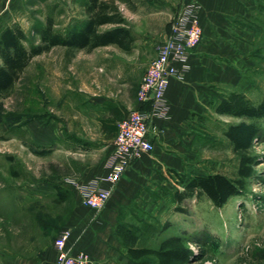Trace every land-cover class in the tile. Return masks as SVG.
<instances>
[{"label": "rangeland", "instance_id": "1", "mask_svg": "<svg viewBox=\"0 0 264 264\" xmlns=\"http://www.w3.org/2000/svg\"><path fill=\"white\" fill-rule=\"evenodd\" d=\"M112 1L132 36L129 49L117 44L90 50L53 46L34 56L15 85L0 96V257L37 254L64 227L76 205L73 180L81 168L77 160L95 161L103 152L77 148V101L87 98L81 93L91 87L108 95L118 89L120 94L134 93L156 45L169 34L186 3ZM85 2L0 0V32L20 25L29 47L40 42L48 17L60 32L85 21ZM115 26L105 24L99 30ZM258 47L252 68L242 71L239 91L253 104L264 102V27ZM224 117L211 119L209 134L198 140L202 162L190 172L174 173L160 187L156 213L129 205L125 225L135 237L130 245L157 247L163 239L180 235L192 252L187 264H264V117ZM241 121H255L262 128L247 150L255 163L244 191L222 206L205 195L174 200L176 190L193 175L220 172L238 177L240 158L225 131ZM140 262L157 264L153 256Z\"/></svg>", "mask_w": 264, "mask_h": 264}, {"label": "crops", "instance_id": "2", "mask_svg": "<svg viewBox=\"0 0 264 264\" xmlns=\"http://www.w3.org/2000/svg\"><path fill=\"white\" fill-rule=\"evenodd\" d=\"M195 1L201 5L203 39L191 51L186 65L176 62L182 72L171 77L165 93L168 115L151 120L153 150L128 167L103 209L83 205L80 192L75 191L76 205L64 225L70 229L66 245L74 253L86 251L88 264L143 263L129 256L116 232L119 225L128 223L125 215L129 205L156 213L161 204L160 187L170 182L174 173L190 172L202 162L201 142L209 134L210 120L225 118L218 110L220 101L241 90L242 71L252 68L251 59L258 51L264 27V0ZM138 86L130 95L120 94L122 89L108 95L94 87L86 89L87 94L81 93L87 98L77 101V148L103 152L95 161L77 160L81 166L73 180L77 185L96 182L99 187H110L105 179L107 160L118 123L139 106ZM54 239L37 254L1 256L0 264H56Z\"/></svg>", "mask_w": 264, "mask_h": 264}, {"label": "trees", "instance_id": "3", "mask_svg": "<svg viewBox=\"0 0 264 264\" xmlns=\"http://www.w3.org/2000/svg\"><path fill=\"white\" fill-rule=\"evenodd\" d=\"M85 13L87 18L77 23L65 32L56 31L52 17H48L40 29V42L25 44L26 34L18 25L6 26L0 32V96L11 89L20 79L21 74L32 58L53 46L62 45L68 48L94 49L98 46L117 44L129 49L132 36L125 27V19L112 0H86ZM105 24H116L115 27L100 31ZM220 113H227L246 119L263 118L264 102L253 104L241 92H231L219 103ZM262 128L255 121H241L229 125L225 134L233 144L234 151L239 155L240 163L238 177L233 179L226 174L215 172L206 175H193L184 183L182 190H176L174 200L183 201L195 195H205L216 206H222L230 197L242 193L245 189V179L253 174L255 158L247 153L254 138ZM132 229L127 225H119L117 234L122 239L129 256L142 260L153 256L157 264H187L190 261L191 249L186 245V239L180 235H172L163 239L157 247L133 246L129 243L135 240Z\"/></svg>", "mask_w": 264, "mask_h": 264}, {"label": "built area", "instance_id": "4", "mask_svg": "<svg viewBox=\"0 0 264 264\" xmlns=\"http://www.w3.org/2000/svg\"><path fill=\"white\" fill-rule=\"evenodd\" d=\"M201 5L197 1L186 2L173 20L169 34L155 48V55L149 60L140 78L137 100L139 106L129 110L118 123L114 148L107 160L109 171L105 179L110 187H99L96 182L77 185L81 203L96 210L106 205L112 194L113 186L121 179L128 167L143 153L154 148L149 137L151 120L154 116L166 117L168 103L165 98L170 79L179 76L181 70L176 62L186 65L191 51L203 39V27L199 17ZM70 229L62 227L54 239L57 251L56 264H88L86 251L72 252L67 248Z\"/></svg>", "mask_w": 264, "mask_h": 264}]
</instances>
